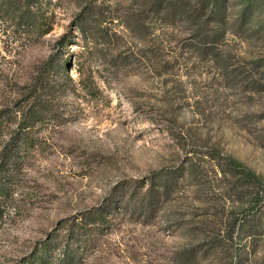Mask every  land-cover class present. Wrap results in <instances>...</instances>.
Segmentation results:
<instances>
[{"label": "rangeland", "instance_id": "obj_1", "mask_svg": "<svg viewBox=\"0 0 264 264\" xmlns=\"http://www.w3.org/2000/svg\"><path fill=\"white\" fill-rule=\"evenodd\" d=\"M37 3L48 31L13 34L18 78L65 36L70 73L85 55L102 93L51 132L28 203L1 230L0 264L154 173L153 213L117 212L68 264H264V0Z\"/></svg>", "mask_w": 264, "mask_h": 264}, {"label": "trees", "instance_id": "obj_2", "mask_svg": "<svg viewBox=\"0 0 264 264\" xmlns=\"http://www.w3.org/2000/svg\"><path fill=\"white\" fill-rule=\"evenodd\" d=\"M46 24L37 0H0V31L7 35L3 44L0 41V233L31 197L29 175L48 150L51 132L63 121L76 119L79 110L75 106L81 97L96 98L102 93L93 68L84 61L86 57L82 58L85 55L76 56L77 78L70 73L65 36L60 39V51L40 63L29 81L18 78L13 66V34H45ZM155 178L156 173L148 177L146 190L141 189L145 180L118 184L102 203L64 220V235L58 230L50 233L18 264L76 262L79 252L91 244L93 229L108 227L117 212L132 208L134 212L153 213L154 196L159 192ZM144 203L147 206H142ZM57 250L61 251L59 255Z\"/></svg>", "mask_w": 264, "mask_h": 264}]
</instances>
